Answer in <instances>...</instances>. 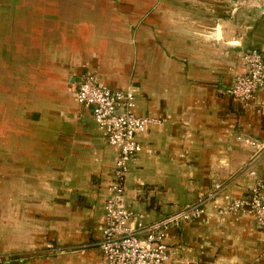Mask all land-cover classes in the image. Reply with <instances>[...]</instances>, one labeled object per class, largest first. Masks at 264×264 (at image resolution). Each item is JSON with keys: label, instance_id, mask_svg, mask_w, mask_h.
<instances>
[{"label": "crops", "instance_id": "obj_1", "mask_svg": "<svg viewBox=\"0 0 264 264\" xmlns=\"http://www.w3.org/2000/svg\"><path fill=\"white\" fill-rule=\"evenodd\" d=\"M251 50L264 56V14L236 0L1 2L0 71H13L0 91L13 92L8 107L30 113L5 128L15 168L11 182L0 176V192L12 187L14 211L0 214V264L102 262L97 244L116 155L91 110L75 101L85 74L132 89L137 115L151 120L137 136L123 203L145 223L204 203L206 214L169 231L167 264H264L252 216L216 214L264 181V150L236 140L263 139L264 90L247 105L227 93Z\"/></svg>", "mask_w": 264, "mask_h": 264}, {"label": "built area", "instance_id": "obj_2", "mask_svg": "<svg viewBox=\"0 0 264 264\" xmlns=\"http://www.w3.org/2000/svg\"><path fill=\"white\" fill-rule=\"evenodd\" d=\"M238 7L254 8L264 14V0H236ZM244 72L233 77L228 95L244 105L264 90V56L251 50L242 56ZM77 104L89 108L94 124L115 151V164L107 190L110 195L103 204L101 238L97 248L101 264H167L171 249L169 231L183 223L196 220L207 213L204 203L188 204L161 220L145 223L123 203L124 179L129 164L140 153L137 136L143 134L151 120L136 113L135 93L132 89H112L83 75L75 88ZM236 140L258 151L264 150V135L259 142L243 137ZM249 175L255 177V172ZM208 193L213 199L219 185ZM249 214L256 228L264 235V181L257 180L244 198H237L217 207L216 214L225 218Z\"/></svg>", "mask_w": 264, "mask_h": 264}, {"label": "rangeland", "instance_id": "obj_3", "mask_svg": "<svg viewBox=\"0 0 264 264\" xmlns=\"http://www.w3.org/2000/svg\"><path fill=\"white\" fill-rule=\"evenodd\" d=\"M8 0H0L1 2H7ZM4 62V65L10 63L12 61L11 58L8 59H2ZM11 65V64H10ZM4 71V72H3ZM8 71L9 77L7 82L3 83L1 79L2 74H6ZM13 66H8V68H5L4 70L0 71V88L4 90V88L10 87L9 79L12 76ZM6 78V76H3V78ZM4 93L8 95L4 97ZM4 97V98H3ZM13 97V92L11 90H5L0 91V147H6V151L3 152L4 154L0 155V176L2 177V173H5L6 176L10 178L13 176V169L15 168L14 162H13V135L7 134L5 131L6 127H13L19 126V124L16 122V119L19 118V115L22 111H24L25 114H29L30 112H26L25 108H21L19 106H16L15 109L10 108L7 106V103L11 100ZM8 112L10 114H8ZM5 120V121H4ZM4 130V131H3ZM11 132V131H10ZM19 140H17L16 145L18 146ZM4 169V170H3ZM4 172H3V171ZM12 187H4L3 191L0 192V214H13L14 211V205H13V195H12Z\"/></svg>", "mask_w": 264, "mask_h": 264}]
</instances>
